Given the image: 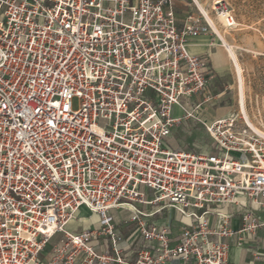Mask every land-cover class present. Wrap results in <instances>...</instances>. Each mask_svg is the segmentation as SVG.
Returning <instances> with one entry per match:
<instances>
[{"label":"built area","instance_id":"built-area-1","mask_svg":"<svg viewBox=\"0 0 264 264\" xmlns=\"http://www.w3.org/2000/svg\"><path fill=\"white\" fill-rule=\"evenodd\" d=\"M217 24L236 25L221 0H0V264H39L58 232L48 264H107L92 246L99 236L115 262L131 264L119 257L113 209L129 211L144 241L132 264H227L228 220L237 215L250 234L264 226V134L240 105L241 121L194 113L213 77L188 44L211 34L225 46ZM184 117L204 127L214 153L167 147ZM155 203L188 219L175 242L139 207ZM228 206L235 212L219 209ZM81 207L98 228L67 230Z\"/></svg>","mask_w":264,"mask_h":264},{"label":"crops","instance_id":"crops-1","mask_svg":"<svg viewBox=\"0 0 264 264\" xmlns=\"http://www.w3.org/2000/svg\"><path fill=\"white\" fill-rule=\"evenodd\" d=\"M206 1V0H205ZM207 2V1H206ZM176 9L179 17L183 18L185 12L188 10L186 5L177 1ZM218 39L211 34H203L189 41L188 49L192 54L205 57L209 61L211 68L212 81L209 86L213 87V98L209 95L205 101H202L200 96L194 98L193 104L201 103L198 110L194 113L206 122H211L215 119L226 116V113L217 116L207 115V104L209 107L215 106L219 101L223 100L225 94L224 85L227 84L225 80L226 71H218L214 68L213 54L220 51L221 55L225 58L224 52L221 49H217ZM222 46V45H220ZM214 51V52H212ZM225 60V59H224ZM224 64V63H223ZM223 64L221 66H223ZM215 65V64H214ZM216 66V65H215ZM217 67V66H216ZM214 84H218L217 87ZM224 86V87H223ZM208 93V92H207ZM212 99L213 102L211 101ZM175 114L179 115L180 111L176 109ZM198 126H201L202 132ZM206 134L204 127L193 118H183L172 129L171 135L166 141L167 147L175 151H190L197 154H212L214 152L207 151L201 142ZM211 139V137L208 135ZM213 149L215 147L214 141L211 139ZM153 193V194H152ZM155 197V193L151 190H144V200L151 201ZM140 209L152 213L148 217V222L157 226L167 227L169 229V237L172 242H175L181 233L183 227H185L189 221L186 218L181 217L176 211L168 207H163L162 203L155 204H140ZM211 208V207H210ZM217 206H212L211 209H217ZM220 210L226 213L235 212L233 206L220 207ZM89 211L85 207H81L76 216L70 220L67 224V230L71 232H80L82 230L98 228L99 217L93 213V217L89 220L86 219V212L83 217L78 216L80 211ZM90 212V211H89ZM92 213V212H91ZM111 214L114 219L116 228L121 231V240L118 243L119 257L127 263H135L138 258L139 252L144 249V241L141 235L136 230V225L127 223V219L130 215L128 210L125 209H113ZM264 218V214H261ZM210 228L216 229L218 226V220L214 214L208 216ZM86 222L84 225L82 223ZM70 225V227H68ZM228 227L234 231V234L230 237H222L221 239L229 246L227 264H264V226L257 229L254 233L242 231V223L240 218L235 215L228 220ZM216 236H211V239H216ZM63 239V234L58 232L49 239L44 250L39 255V264H48L54 258L53 249L56 245H59ZM93 249L98 255H106L110 259L107 264H119L115 262V254L109 245V238L99 236L93 241ZM57 264H63L59 261ZM94 264H101L99 261H95ZM166 264H194L193 260H182L180 258H172L167 261Z\"/></svg>","mask_w":264,"mask_h":264},{"label":"rangeland","instance_id":"rangeland-1","mask_svg":"<svg viewBox=\"0 0 264 264\" xmlns=\"http://www.w3.org/2000/svg\"><path fill=\"white\" fill-rule=\"evenodd\" d=\"M206 1L209 3L211 0ZM221 1L234 14L236 25L231 29H224L220 24H217V28L220 36L223 35L225 43L233 47L237 62L241 67L244 86V105L250 123L260 133L264 134V0ZM217 43V49H221L224 52L225 62L221 67H216L214 64L213 66L218 71H226L224 77L227 84L224 86L227 88L225 89L223 100L217 102L213 107H209L207 104L206 112L209 116H217L229 111L238 115V121H241L239 113V83L236 70L228 58L226 48L219 40ZM214 85L220 87L218 84ZM207 92V96L209 95L213 98L214 90L212 86L207 87ZM213 100L211 101L213 102ZM73 106L77 108L78 103L76 100H74ZM198 128L201 133L204 132H202L201 126H198ZM207 136L206 134L204 135V142H201V144H203L207 151L215 152V147L213 149V145H211L213 143ZM85 212L87 220L94 215L89 211L82 210L78 216L83 217ZM85 223H82V225ZM97 227H99V224Z\"/></svg>","mask_w":264,"mask_h":264},{"label":"bare ground","instance_id":"bare-ground-1","mask_svg":"<svg viewBox=\"0 0 264 264\" xmlns=\"http://www.w3.org/2000/svg\"><path fill=\"white\" fill-rule=\"evenodd\" d=\"M222 39H223V37H222ZM224 45H225L224 47L226 48V51L228 54V58H229V60H231V62L233 63V65L235 67L237 78H238L240 110L244 114V116L247 117V113H246V109H245V105H244V92H243L244 86H243V79H242V70H241V67L239 66V64L237 62V57H236V54H235L233 47L230 46L229 44L225 43V42H224ZM213 61L217 67H221V65L225 62L224 57L221 55L220 51L213 54ZM178 110L180 111V108ZM252 127L254 128L253 125H252Z\"/></svg>","mask_w":264,"mask_h":264},{"label":"trees","instance_id":"trees-1","mask_svg":"<svg viewBox=\"0 0 264 264\" xmlns=\"http://www.w3.org/2000/svg\"><path fill=\"white\" fill-rule=\"evenodd\" d=\"M55 234H56V233H55ZM55 234H53L52 237H53Z\"/></svg>","mask_w":264,"mask_h":264}]
</instances>
